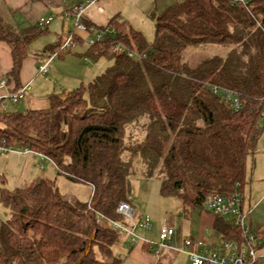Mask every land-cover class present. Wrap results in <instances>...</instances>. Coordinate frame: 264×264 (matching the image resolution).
I'll use <instances>...</instances> for the list:
<instances>
[{
    "label": "trees",
    "instance_id": "16d2710c",
    "mask_svg": "<svg viewBox=\"0 0 264 264\" xmlns=\"http://www.w3.org/2000/svg\"><path fill=\"white\" fill-rule=\"evenodd\" d=\"M150 16L151 42L112 18L114 32L84 53L112 63L74 89L52 93L46 108L9 111L0 100V144L50 158L69 180L89 184L94 208L115 220L123 219L118 203H131L135 159L145 175L157 173L163 196L179 197L184 207L205 210L207 197L231 193L237 182L243 194L248 158L264 132V0H182ZM48 25H13L0 14L14 91L22 87L31 43ZM64 41L47 43L38 54L58 52ZM206 44L226 46V56L213 54L194 66L184 59L188 47ZM213 86L237 92L240 108ZM133 126L144 127L141 142H127ZM0 192L10 214L0 221V264L123 263L113 252L121 231L99 224L86 201L69 200L55 181L40 177ZM207 211L225 239L244 240L234 220ZM143 247L150 250L147 242Z\"/></svg>",
    "mask_w": 264,
    "mask_h": 264
},
{
    "label": "rangeland",
    "instance_id": "374dc122",
    "mask_svg": "<svg viewBox=\"0 0 264 264\" xmlns=\"http://www.w3.org/2000/svg\"><path fill=\"white\" fill-rule=\"evenodd\" d=\"M176 1L182 0H115L120 7V15L126 17L125 19L133 25L134 28L141 31L148 41H153L155 37V23L150 14L155 11L157 13L163 11L166 7ZM57 15H54L56 18ZM55 20V19H54ZM54 20L48 25V29L54 28ZM75 31L73 19H69L67 27L64 30H56L54 33H44L31 43L32 53H40L47 43L57 42L59 39L65 40L69 33ZM76 33L82 37V43L76 45V50L86 53L90 45L88 44L90 36L94 38V33L88 35L85 30H76ZM68 47V55L73 54L75 49ZM74 49V50H73ZM228 48L226 46L217 44H206L202 46H190L184 51V59L192 66L196 65L200 60L213 54H218L223 57L226 56ZM76 53V52H75ZM63 56V55H62ZM61 56V57H62ZM67 56V55H66ZM68 56V57H69ZM60 57V56H59ZM89 63L88 67L95 69V75L103 72L112 60L105 58L95 59L87 54ZM39 77H47L54 83L60 77L58 72H54L53 76L50 74L40 73ZM56 77V78H55ZM43 79H39L41 82ZM87 81V80H86ZM81 81L70 84L69 87H78ZM70 88L68 90H72ZM41 89L44 90V84ZM65 88H60L62 91ZM9 111H17L15 104L9 105ZM145 130L143 126H133L128 130L127 142H141L144 138ZM129 153L127 152L126 155ZM136 165H135V164ZM132 165L135 167L134 173L131 175V204L136 209L137 214L149 215L154 222V228L151 231L142 229L137 230V234L144 235L145 239L151 242H159L158 229L161 225L167 223L174 229L175 234L171 242V247L175 249L171 256L166 255L159 264H191L188 255L185 252L178 251L180 247L179 240L184 237H198L203 234L204 239L207 240L209 248H218L223 240L220 232H218L210 223L211 214L199 208L184 207L182 201L177 196H163L160 193L161 179L157 173L152 176L145 175L142 171L143 164L140 160L135 159ZM251 166V161L249 163ZM258 166L253 174H247V182L245 184V206L251 196L252 210L244 221L245 227L248 228L249 223L255 233L264 236V167L261 166L260 160L256 159ZM38 176L49 178L56 182L59 190L69 200L86 201L88 203V210L94 212L89 208V204L94 206L92 202L93 188L83 182H74L69 180L66 176L59 173L54 162L39 153L18 152V151H2L0 152V188L14 189L17 186L30 180L37 179ZM1 193V192H0ZM73 196L74 198L70 197ZM126 201V200H123ZM10 216L9 209L1 202L0 196V221L8 219ZM229 218V217H227ZM107 225V224H102ZM130 237L127 233L121 232L120 239L113 245V252L115 255L123 257L122 264H140L133 256H128V250L131 243L128 241ZM136 238L132 242H136ZM131 241V240H130ZM164 254V253H163ZM167 254V253H165ZM99 256L100 253L97 252Z\"/></svg>",
    "mask_w": 264,
    "mask_h": 264
},
{
    "label": "crops",
    "instance_id": "0c3cea01",
    "mask_svg": "<svg viewBox=\"0 0 264 264\" xmlns=\"http://www.w3.org/2000/svg\"><path fill=\"white\" fill-rule=\"evenodd\" d=\"M84 1L86 0H0V14L6 22L20 26L37 24L39 19L42 17H52V21L55 19L54 28L52 30L48 29L46 33H52L53 35L54 33L56 34V30L59 29L62 31L67 27L68 20L72 19L70 14L73 12L74 6ZM99 7H102V10H99ZM119 9L120 7L115 2V0H96V3L87 6L84 13L85 21L94 26L95 29H93L91 32L85 31V33L88 35L93 33L95 34V32L100 28L114 29V27L110 26V21L114 17H116L119 21H124L126 24L133 26L125 19L126 17L120 15ZM55 14L57 15L56 18H54ZM49 24H51V22ZM76 35L79 39L77 38L75 40L74 45L70 46V49H75L78 43H82V37L77 33ZM76 49L72 51L73 54H70L69 56L67 53V47L64 51H60L58 54H56L50 61L49 68L45 74H50L53 76L54 72L57 71L59 74L58 77L60 78L55 80L54 83H52L51 79H48L47 77L42 78L38 75L42 73L38 69L39 64L47 54L40 55L38 53H32L31 51L23 61L19 76L18 86H25V92L15 103L10 99L3 100L2 103L6 106V109H9L10 104H15V107L19 111L46 108L48 106L49 96L52 93L61 92L58 91L60 88H65L64 90L74 88L75 86L69 87L71 86L70 84H75V82L79 81H81V83H86L95 77V69L93 67L86 66V63H89L87 55L79 52L81 50L77 51ZM12 68L13 57L11 47L8 43L0 41V80L5 79L7 81L6 88L0 87V96L15 92L14 87L17 86V83L12 80V75H10ZM39 79L43 80L39 82ZM42 84H44V90L41 89ZM256 159L260 160V163L262 164L261 166L264 167V132L257 142L254 154L248 158L247 174H253L258 167L256 165ZM250 161L251 166L249 165ZM39 178L40 176L33 180H38ZM33 180H30L29 182ZM244 188V209L246 211L252 210V203L250 202L251 196L249 197V200L247 201L248 203L245 206L246 197ZM70 197L74 198L73 196ZM138 215L140 216L142 214ZM248 229L249 232L255 233L251 227V223H249ZM255 234L259 235V244H262L260 248L264 250V236H261L259 233ZM140 236L143 238L142 240H136V242H132L133 240L130 236V239L128 240L132 244L128 250V256H133L137 261H139L140 264H159V262L162 260V255L163 258L166 255L171 256L173 251H175V249H164L159 256H156L151 248L150 250H145L143 244L145 243L146 239L144 235ZM194 238H201L207 243V240L204 239L202 233L198 237Z\"/></svg>",
    "mask_w": 264,
    "mask_h": 264
},
{
    "label": "built area",
    "instance_id": "2783aa9c",
    "mask_svg": "<svg viewBox=\"0 0 264 264\" xmlns=\"http://www.w3.org/2000/svg\"><path fill=\"white\" fill-rule=\"evenodd\" d=\"M234 2L249 4L251 0H232ZM96 3V0H86L74 6L73 12L70 14L75 26V31L68 34L65 41L60 46L58 52L47 54L39 64V71L45 73L49 68L50 61L60 51H64L67 47L74 45L76 30L93 31L94 26H88L85 22L84 13L86 7ZM102 10V7H99ZM52 17L40 18L38 23L42 26L48 25L52 21ZM114 32V29L100 28L95 34L94 38L90 36L88 44L94 45L97 41L102 40L108 33ZM116 48L122 50L126 49L120 42L116 43ZM129 55H135V53L129 49H126ZM7 81L5 79L0 80V87L6 88ZM25 86H22L17 91L0 96V100L10 99L12 102H17L19 98L25 92ZM213 90L221 94L230 104L235 108H240V99L232 89H228L220 86H213ZM2 108L6 109V106L2 103ZM264 115V111H263ZM2 151H18V152H36L28 147H22L17 145L0 144V152ZM39 153V152H36ZM43 155L42 153H39ZM45 156V155H44ZM240 183L237 182L231 193L216 194L207 197L204 200V206L214 215L229 217L234 220V223L239 225L244 233V240H229L223 238L221 245L218 248L210 249L207 243L201 238L184 237L180 239V247L178 251L185 252L191 264H264V250L258 247L260 237L258 234L249 232V229L245 227L244 221L251 210L244 209L243 194L239 189ZM89 208L96 214V220L99 224H108L121 232L127 233L132 240H142L143 238L137 234L138 229L151 231L154 228V222L149 215H138L136 209L129 201H120L117 205V212L122 216V220H115L107 218L98 212L94 206L89 204ZM175 234L171 225L165 223L160 226L158 231L159 242H151L145 240L150 244L151 250H153L156 256H159L164 249H173L171 247V240Z\"/></svg>",
    "mask_w": 264,
    "mask_h": 264
}]
</instances>
